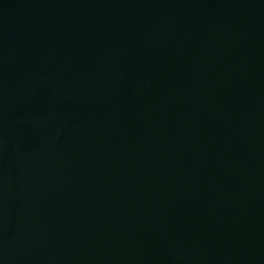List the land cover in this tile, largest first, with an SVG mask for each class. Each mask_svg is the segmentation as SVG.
Wrapping results in <instances>:
<instances>
[{"label":"water","instance_id":"1","mask_svg":"<svg viewBox=\"0 0 264 264\" xmlns=\"http://www.w3.org/2000/svg\"><path fill=\"white\" fill-rule=\"evenodd\" d=\"M0 264H264V0H0Z\"/></svg>","mask_w":264,"mask_h":264}]
</instances>
